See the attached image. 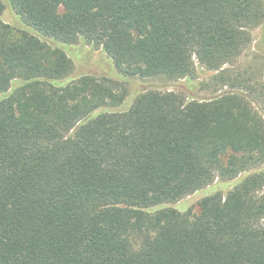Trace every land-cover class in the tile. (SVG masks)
I'll return each mask as SVG.
<instances>
[{
	"label": "trees",
	"instance_id": "obj_1",
	"mask_svg": "<svg viewBox=\"0 0 264 264\" xmlns=\"http://www.w3.org/2000/svg\"><path fill=\"white\" fill-rule=\"evenodd\" d=\"M262 23L264 0H0V264H264V84L224 67ZM80 39L124 77L231 89L119 110L111 78L63 82Z\"/></svg>",
	"mask_w": 264,
	"mask_h": 264
},
{
	"label": "rangeland",
	"instance_id": "obj_2",
	"mask_svg": "<svg viewBox=\"0 0 264 264\" xmlns=\"http://www.w3.org/2000/svg\"><path fill=\"white\" fill-rule=\"evenodd\" d=\"M6 2V1H5ZM6 4L5 11L2 14V19L12 24H16L17 16L12 9ZM52 41L50 40V43ZM64 48H69L68 45H60ZM73 46V47H72ZM70 46L71 55L75 60V72H72L66 79L67 83L79 75L80 72H91L111 78L115 82L121 84L126 89V97L119 110L128 108L134 97L149 89H156L162 92L172 91L182 94L186 99H208L213 98L224 91L230 90L231 86L223 84L224 81L213 78L215 71L205 70L199 66L196 69L195 75L192 78H182L176 81L164 78H149V77H124L113 65L112 60L104 53V51L96 46L84 42L82 39ZM82 49V51H80ZM225 73L231 76H240V78H251V81L258 85L264 84V23L256 26L252 30V40L246 50L235 61L224 66ZM264 89V88H263ZM261 98H257L255 106L264 112V94H260ZM105 111V110H104ZM102 111L92 112L91 116H96ZM215 181L195 193L185 197L180 202L184 201L185 208L192 206L193 212L198 211L197 201L200 197L208 196L221 189V186H226L230 181L216 183ZM229 189L232 185L228 186ZM227 187V188H228ZM179 202V203H180ZM177 209L184 211L185 208L181 204L175 205Z\"/></svg>",
	"mask_w": 264,
	"mask_h": 264
}]
</instances>
